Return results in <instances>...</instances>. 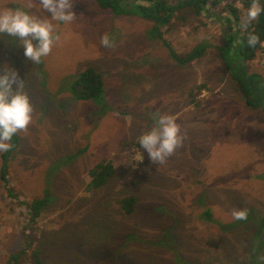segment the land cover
Masks as SVG:
<instances>
[{
  "label": "rangeland",
  "instance_id": "1",
  "mask_svg": "<svg viewBox=\"0 0 264 264\" xmlns=\"http://www.w3.org/2000/svg\"><path fill=\"white\" fill-rule=\"evenodd\" d=\"M12 2L6 7L27 0ZM222 6L210 12L225 17ZM72 10V23L52 21L59 40L38 65L16 38L0 34V74L15 70L34 107L7 166L18 199L7 198L0 182V264L25 247V205L45 192L40 217L26 229L42 264H264V115L245 107L219 57L227 27L212 14L205 26L193 18L176 23L168 39L178 52L199 41L210 46L199 60L177 65L148 37L150 22L116 17L93 0H75ZM105 34L113 48L101 45ZM86 67L102 76L96 102L70 92ZM247 72L264 76V52ZM200 84L206 89L194 106L188 95ZM161 114L186 136L163 165L138 144ZM137 150L142 162L134 161ZM101 160L112 161L115 174L88 192V170ZM125 195L137 199L130 216L117 203ZM206 209L215 223L202 215ZM234 209H247L248 219L234 220Z\"/></svg>",
  "mask_w": 264,
  "mask_h": 264
},
{
  "label": "trees",
  "instance_id": "2",
  "mask_svg": "<svg viewBox=\"0 0 264 264\" xmlns=\"http://www.w3.org/2000/svg\"><path fill=\"white\" fill-rule=\"evenodd\" d=\"M99 9L109 11L112 15L118 16H137L142 20L151 23L148 30V37L151 40H158L165 47L169 56L177 65L190 64L199 60L209 49L206 41L197 42L191 49L185 52H178L168 39V36L174 31L176 23L180 21L187 22L190 18L201 23L205 17H209L211 9L220 3H223L219 13L227 14L225 17L216 16V21L228 29V39L219 49V57L223 62L229 79L232 81L237 91L242 97L245 107L253 112L264 115V76L257 73H248L247 64L254 62L257 56L264 52V12L261 13L258 20L253 21L247 31L240 28V20L245 11L251 5L252 0H93ZM264 6V0H259ZM218 12V11H216ZM183 25V23H182ZM184 26V25H183ZM249 33H255L260 37L262 43L256 47H249L247 38ZM233 53L234 57L230 55ZM204 84L198 85L189 93L190 104L199 106L200 100L197 98L198 92L205 90ZM70 92L74 99L78 101H93L102 99L104 92V83L101 74L94 67H86L81 70L71 81ZM20 137L18 133L13 136L10 151L2 152L0 155V182L6 192V197L18 199L10 189V183L7 175V166L12 152L18 148ZM115 174V165L112 161L101 160L88 170V183L85 186L86 191H97L102 188ZM48 200V193L44 196L26 203L28 210V224L32 226L40 217L41 209ZM25 204L24 202L19 201ZM119 209L125 216H130L135 212L137 199L133 195H125L118 202ZM205 219L212 223L210 210H205L202 214ZM26 245L23 249L10 256L7 264H21V259L30 260V263L42 264L40 251L32 238L26 234Z\"/></svg>",
  "mask_w": 264,
  "mask_h": 264
},
{
  "label": "clouds",
  "instance_id": "3",
  "mask_svg": "<svg viewBox=\"0 0 264 264\" xmlns=\"http://www.w3.org/2000/svg\"><path fill=\"white\" fill-rule=\"evenodd\" d=\"M74 2L75 0H27L24 7H6L9 3L13 4L12 0H7L0 6V34L16 38L23 48L24 57L38 65L43 57L52 52L59 40V36L55 34L57 25L52 21L67 24L75 21L77 16L72 10ZM27 9H35L40 16ZM262 12L264 6L259 0H252L241 17L240 28L247 31ZM44 13L50 16H45ZM100 43L105 48L115 46L108 34L101 38ZM260 43L262 42L257 34L249 33V47L254 48ZM24 87V80L19 78L15 70L6 68L0 74V152L10 151L13 136L19 132H27L33 122L34 107ZM185 139L186 136L175 119L161 114L156 118L155 126L139 137L138 144L147 151L152 163L163 165L183 146ZM134 161H143L139 150ZM232 217L236 221H245L248 219V210L234 209Z\"/></svg>",
  "mask_w": 264,
  "mask_h": 264
}]
</instances>
